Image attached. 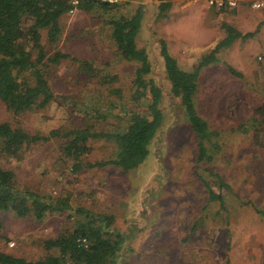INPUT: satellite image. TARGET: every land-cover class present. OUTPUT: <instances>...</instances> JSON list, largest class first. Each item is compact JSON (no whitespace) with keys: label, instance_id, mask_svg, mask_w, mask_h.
<instances>
[{"label":"rangeland","instance_id":"1","mask_svg":"<svg viewBox=\"0 0 264 264\" xmlns=\"http://www.w3.org/2000/svg\"><path fill=\"white\" fill-rule=\"evenodd\" d=\"M122 7L123 3L109 11L75 8L61 15V31L54 42L48 43L41 33L47 53L67 51L89 60L99 70V78L115 74L116 80L99 86L97 76L77 70L74 60L60 59L47 69L54 100L17 115L0 101V121L21 124L30 133H45L52 127L87 124L78 109L80 103L88 105L95 99L102 108L110 101L114 112L121 111V105L125 110L132 108L128 99L136 63L114 53L107 23ZM194 8L171 5L160 11L161 15L157 11L145 27L142 23L141 29H147L149 35L139 34L135 45L147 49L153 75L165 91L159 38L184 69L215 47L216 59L200 67L192 96L195 112L213 131L204 140L203 157L196 158V136L183 107L165 95V126L152 139L143 161L129 170L105 165L72 172L69 160L61 153L63 140L55 137L27 145L12 161L0 154V166L13 170L20 187L53 197L67 196L70 205L41 219L0 210L1 251L37 258L47 251L43 240L71 229L74 220L87 210V217L111 213L112 229L125 233L115 264H264V124L254 116L264 100L259 99L264 95V82L255 72L261 66L255 54L263 53L264 45L255 47L251 39L260 23L244 31L252 32L250 35H234L225 46L226 26L239 28L241 23L219 16L208 24L207 14H200L199 0ZM255 37L262 41L260 34ZM191 57L195 59H187ZM118 120L108 117L109 123ZM88 144L83 159L93 161L110 154L108 140L92 139ZM254 170H260L261 175ZM232 171H243L246 178L255 174L252 185L261 191L263 202L258 205L251 200L252 189L246 188L243 198L237 178L228 182ZM76 207H81L79 213ZM253 209L262 212L254 213Z\"/></svg>","mask_w":264,"mask_h":264},{"label":"trees","instance_id":"2","mask_svg":"<svg viewBox=\"0 0 264 264\" xmlns=\"http://www.w3.org/2000/svg\"><path fill=\"white\" fill-rule=\"evenodd\" d=\"M169 5V0H158V14L161 15L160 11ZM118 6L120 2L107 4L95 0H80L76 8L109 11ZM69 8L67 0H0V101L13 115L43 108L54 100L55 94L47 81V69L60 59L74 60L77 70L84 72L86 76H97L99 86L116 80L115 74H105L99 78V70L87 59L77 58L67 51L47 53L44 49L41 33H44L48 43L54 42L61 31L59 19ZM141 19L142 10L137 7L132 14L111 16L107 20L114 53L120 59L136 63L130 78L128 99L133 107L125 110L121 105V111L114 112V104L110 101L104 103L102 108L95 99L88 105L80 103L78 109L82 110L87 124L52 127L45 133H30L21 124L2 120L0 154L4 159L12 161L27 145L55 137L63 140L61 153L69 160L72 172L105 165H113L123 171L129 170L143 161L152 139L165 126L164 95L176 99L183 107L188 126L196 136V158L200 160L203 157L206 152L204 140L213 131L195 112L192 96L197 87L200 67L216 59L213 54L215 47L199 55L192 68L186 70L166 52L164 41L160 39L158 53L162 60L165 91L164 84L153 75L147 49L135 45V34ZM226 31L228 36L222 40L225 46L234 35H240V32L230 26H226ZM233 73L238 74L236 70ZM64 98L63 102L67 103ZM255 110L260 123L264 124V100ZM110 115L119 120L109 123ZM92 139L108 140L111 143L110 154L93 161L83 159L90 148L88 141ZM69 208L67 196L53 197L26 186L20 187L13 170L0 166V210H10L20 217L41 219L48 213ZM80 211L81 207H76V213ZM83 211L85 214L74 220L71 229L61 230L54 237L43 240L42 245L47 250L43 255L26 259L0 250V264H115L125 233L112 229L111 213L87 217L88 211ZM81 237L86 240L85 246L76 242V238Z\"/></svg>","mask_w":264,"mask_h":264},{"label":"crops","instance_id":"3","mask_svg":"<svg viewBox=\"0 0 264 264\" xmlns=\"http://www.w3.org/2000/svg\"><path fill=\"white\" fill-rule=\"evenodd\" d=\"M169 1H170L169 6H171V5H172V7L177 6L180 9H184L186 7H189L192 10L195 9L194 6H196V3L198 2V0H181V1H178V3L174 4L175 0H169ZM199 1H200V7L202 9V12L200 14L202 16L205 13L207 14L208 24H211V20L218 18L219 16L223 19L230 18L231 22L236 21V23H241L239 28H236L233 24H231V25H233V27L236 28L240 33H243L244 31L254 29L253 25H257V23H260L259 27L257 28L258 29L257 33L255 35L260 34L262 41H260V39H258L257 37L252 38L255 35H253L252 37L250 36V37H251L252 43L255 47H257V45L261 46V44L264 45V8L256 9V8L248 7L246 5H240L236 8L225 9V10L220 11V10L206 8L204 5V0H199ZM120 3H123V7L119 10L120 12L118 11V13H116V15H114L113 17H118L119 15L124 14V12H122V11H125V13H127L126 15L132 14L135 11V9H137V7H140L142 10V19H141V23L139 25L138 31L135 34V37H137L139 34H142L145 37H147L149 35V31L147 29H141L142 23H143V27H145L146 22L152 18L151 16L152 15L154 16L156 14V12L158 11V7H157L158 0H121ZM251 11H256V13H251ZM159 40H160V38H159ZM257 50H259V49H256V51ZM255 56H256V58H257V56H260L259 60H257V63L260 62V65H261L258 70L255 69V72L258 73V75L261 77V81L264 82V52L260 53L259 51H257ZM193 57L187 58V59H191V60L195 59ZM193 64H192V66H193ZM192 66L190 68H186V70H190L192 68ZM255 66H257V64ZM260 97H259V99L261 101L262 98L264 97V95L261 98ZM225 115H228V113L226 112ZM254 116H256V110H255ZM254 119H256V118L254 117ZM238 146H239V143H238ZM240 147H241V145H240ZM254 171L257 174H260V170H254ZM261 174H264V173H261ZM227 178H228V182H231L232 180L237 178L236 180H238V181H236V182L238 184H240L239 188L241 190L240 192H241V195L243 196V198L246 199V197H245L246 193L244 191H247V189L248 190L252 189L253 193L249 194L250 196H252L251 200H253V202L255 204L261 203V201L263 200V197H261V191L253 188V185H252V183H254V181H255V174L246 178V177H243V171H241V172L240 171L239 172L232 171V173L229 176H227ZM239 205L242 206L244 204L240 203ZM253 212L259 213V212H262V209L261 210L260 209H253ZM255 232H258V231H255ZM252 235H253V233H252ZM255 245H256V243H255Z\"/></svg>","mask_w":264,"mask_h":264},{"label":"built area","instance_id":"4","mask_svg":"<svg viewBox=\"0 0 264 264\" xmlns=\"http://www.w3.org/2000/svg\"><path fill=\"white\" fill-rule=\"evenodd\" d=\"M70 4L69 12L76 8L80 0H67ZM107 4L119 3L121 0H95ZM204 5L209 9H232L240 5H246L251 8H264V0H204ZM260 58V56H257ZM77 244L86 245L84 237L76 238ZM12 244V242H10Z\"/></svg>","mask_w":264,"mask_h":264}]
</instances>
